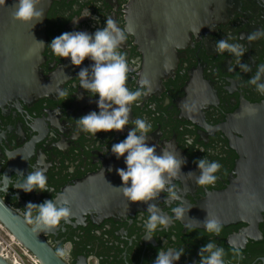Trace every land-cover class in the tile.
I'll return each instance as SVG.
<instances>
[{"label":"flooded vegetation","instance_id":"obj_1","mask_svg":"<svg viewBox=\"0 0 264 264\" xmlns=\"http://www.w3.org/2000/svg\"><path fill=\"white\" fill-rule=\"evenodd\" d=\"M135 1L53 2L38 66L40 95L25 94L0 105V197L31 227L36 225L28 222L29 202L54 200L57 207H68L67 219L39 228L56 253L71 245L60 256L67 264H154L158 251L169 248L184 249L173 264H200V249L209 242L224 249L225 264H264V212L257 222L221 224L219 235L189 227L172 212L226 189L237 177L235 146L245 139L243 121L253 117L250 109L264 107V94L257 90L264 84V0H148L146 10H137ZM107 17L127 36L116 49L129 64L125 86L136 91L146 78L151 91L129 105V123L122 131L92 135L77 121L99 113V96L80 85L78 73L88 69L90 81L94 61L85 58L75 66L70 57L54 55L49 44L66 31L94 35L106 27ZM251 33L256 40L247 39ZM221 40L240 45L243 55L218 51ZM257 72L259 80L250 84ZM138 118L151 124L145 144L155 146L156 155L167 149L184 163L157 196L132 202L123 195L125 185L117 172L127 170V153L117 158L111 148L136 127ZM201 159L221 165L214 184H197ZM36 170L46 176L49 191L16 188ZM169 188L181 200L169 199ZM150 205L170 222L146 239ZM37 212L33 209L32 216Z\"/></svg>","mask_w":264,"mask_h":264},{"label":"clouds","instance_id":"obj_2","mask_svg":"<svg viewBox=\"0 0 264 264\" xmlns=\"http://www.w3.org/2000/svg\"><path fill=\"white\" fill-rule=\"evenodd\" d=\"M40 0H16L12 5L14 8L13 19L20 22H33L43 19V10L38 9L37 5ZM6 0H0V5H5ZM87 13L84 16H88ZM264 33V32H262ZM247 39L253 41L257 39L255 33L248 35ZM127 40L125 30L121 29L115 20L111 17L106 19V27L97 30L94 35H90L84 31L64 32L52 39L49 46L54 55L58 57L71 58V63L75 66L81 65L85 58L94 61L91 68L92 79L89 81L88 69H82L78 73L80 85L89 90L92 94H98L97 101L100 108L99 113L92 111L90 114L82 116L77 124L85 133H95L99 131L109 132L112 130L122 131L124 126L129 123V105L139 100L142 95H147L151 91L150 82L145 78L139 81L140 88L130 92L125 86L128 79L129 64L126 57L122 53H118L116 49L119 45ZM43 43L42 41H39ZM218 51L228 49L234 52L237 57L243 55L240 45L229 44L225 40L218 41ZM239 63V62H238ZM241 68L249 71L247 65L241 64ZM260 71H264V65H261ZM260 75L257 72L249 83L255 85ZM140 89H147L142 92ZM257 90L264 94V84L257 85ZM60 95H65L60 92ZM115 105L116 107H113ZM111 109V111H109ZM135 128L128 132L127 137L112 145V152L117 158L124 156L127 170L117 169L123 184V195L132 202L148 201L158 195L165 189V184L173 177L179 174L180 165L184 163L182 159L178 160L173 152L164 150L163 155L155 154V146L149 147L145 144L146 133L151 129V124L144 119H136L134 121ZM137 131L141 134L137 135ZM201 169V175L197 178L198 185L214 184L217 177L214 175L221 165L218 162H209L207 159H201L198 162ZM167 173L168 179L165 177ZM131 181V185L128 182ZM16 188L25 192H31L34 188L40 191H49L47 187V178L40 170L31 171L23 182H18ZM169 199L181 200L177 192L169 188ZM65 203H67L65 201ZM29 223H34L37 228L43 225L45 228H53L57 226L61 219H67L70 215V209L65 206L57 207L54 200H47L40 204L29 202L26 207ZM37 209V215L32 216V210ZM150 216L144 227L146 235L144 238L151 239L152 233L158 226L167 227L169 225V217L158 215L154 205L149 207ZM176 219H182L185 209L176 207L172 209ZM203 227L209 233L219 235L221 231V223L217 219L209 218L203 222ZM71 245L65 248H58L57 255L64 257ZM215 249V250H214ZM209 253V255H205ZM184 254V249L176 250L169 248L167 250L158 251L154 264H173L178 261ZM200 264H225L223 260L224 249L218 248L212 242L207 243L200 249Z\"/></svg>","mask_w":264,"mask_h":264},{"label":"water","instance_id":"obj_3","mask_svg":"<svg viewBox=\"0 0 264 264\" xmlns=\"http://www.w3.org/2000/svg\"><path fill=\"white\" fill-rule=\"evenodd\" d=\"M40 0L38 9L43 19L20 22L13 19L16 0L0 5V105L25 94L39 96L41 75L38 66L46 42V18L53 2ZM148 0H136L135 8L151 7ZM42 41L43 43L39 42ZM253 117L243 121L245 139L237 141L239 153L237 177L222 190L209 192L195 205H186L184 224L202 228L206 219L219 220L229 225L240 222H257L264 212V107L250 109ZM263 113V115H262ZM244 120V114L242 115ZM241 120V118H240ZM0 222L15 238L39 260L40 264H67L41 235L39 228L31 227L21 216L10 209L0 197ZM0 264H13L0 254Z\"/></svg>","mask_w":264,"mask_h":264},{"label":"built area","instance_id":"obj_4","mask_svg":"<svg viewBox=\"0 0 264 264\" xmlns=\"http://www.w3.org/2000/svg\"><path fill=\"white\" fill-rule=\"evenodd\" d=\"M0 254L13 264H40L38 258L0 222Z\"/></svg>","mask_w":264,"mask_h":264}]
</instances>
